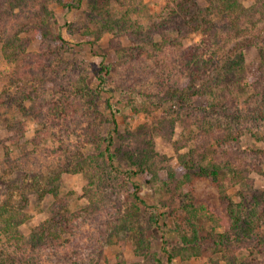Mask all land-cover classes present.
<instances>
[{"label": "rangeland", "instance_id": "rangeland-1", "mask_svg": "<svg viewBox=\"0 0 264 264\" xmlns=\"http://www.w3.org/2000/svg\"><path fill=\"white\" fill-rule=\"evenodd\" d=\"M222 3L81 0L67 8L60 0H0V203L24 214V236L44 221L54 228L52 188L64 207L56 215L65 243L26 247L24 264H225L228 252L255 256L251 244L264 242V63L256 47L240 42L248 32L239 33ZM239 54L244 75L253 74L242 88L233 86ZM101 65L105 84L96 92ZM192 80L201 82L188 87ZM174 88L184 98L166 101ZM226 96L233 101L220 109ZM107 101L117 124L112 162L104 153ZM180 105L194 116L206 109L205 126L219 131L196 139L199 121ZM205 145L214 153L207 147L200 163L220 162L217 178L182 168L186 154L207 153ZM231 164L244 166L247 181H231ZM185 173L190 197L182 201L171 185ZM135 196L160 207V229L156 212ZM228 198L252 222L246 238L229 225ZM162 246L174 253L170 260Z\"/></svg>", "mask_w": 264, "mask_h": 264}, {"label": "trees", "instance_id": "trees-1", "mask_svg": "<svg viewBox=\"0 0 264 264\" xmlns=\"http://www.w3.org/2000/svg\"><path fill=\"white\" fill-rule=\"evenodd\" d=\"M223 1L224 3V8L227 11L228 15L226 16L228 19L231 20V13L235 14V18L238 22H240V28H239V33H244V32H248V34L246 35H241L240 37L241 39V43H245L244 46H251V47H256L259 53V57L261 62L264 63V0H254L252 4H250L248 7H244L242 6V4L237 3L236 0L233 1H225V0H220ZM63 3V6L70 8V7H74V8H78L80 5L81 0H77V2L74 4L67 2L65 0H60V3ZM222 3V4H223ZM237 12V13H236ZM250 28L247 29V28ZM245 29L249 30V31H245ZM60 42H65L60 36L58 39ZM231 54V53H229ZM229 54H226V56H228ZM239 64L236 68V76L233 80V86L237 87V88H242L244 86V84H242V79H244V77H246L244 75V66L242 64V54H239ZM36 63H38L39 61L35 60ZM264 66V64L262 65ZM41 67V66H40ZM206 67V66H204ZM43 68V67H42ZM209 70V69H208ZM197 71V68L196 70ZM227 71V70H225ZM259 72V71H258ZM107 73V67L101 65L99 70L97 71L96 74V80H97V87L95 89L96 92H99L101 89L104 88V84H105V79L104 76ZM45 74H43L44 76ZM253 74H249L248 77H246V79H252ZM221 77V76H220ZM199 84L201 82V80L198 81ZM198 82L196 81H190L188 83V87L190 86H195L196 84H198ZM217 84L216 82H214V85ZM169 87H171L169 85ZM95 92V93H96ZM181 92H179V90L177 88H174L172 90L167 89V96L165 98L166 101H168L169 99L173 102L176 103L178 102V99H183L184 96L182 94H179ZM174 94H177V97L175 98V96H173ZM228 94V92H227ZM180 95V96H179ZM190 94H187L186 96H188ZM179 96V97H178ZM227 97V100H223L224 98ZM222 99V102H232L233 99H229L230 96H226ZM223 102L222 103V108L220 109H225L228 108V106H226L227 103ZM106 106L110 112L111 115V127L109 129V131L107 132V135L104 137V141H105V148H104V153H105V159L109 162L113 161V152L110 150V147L113 144V133L115 134L117 132V124L115 121V110L113 108V105L109 103V101L106 102ZM183 105H180L178 107V109L181 110V112H184L188 117H190V122H197L199 121V125H197L199 127V130L195 133H193L192 136H194L196 139H200V140H204V137L206 135V132L210 130H212V132H217L219 130H217L215 127L211 128V127H207L205 126L206 123V118L207 117V113H206V109L205 112H203V114L201 116H194L192 115V113L188 114L187 110L185 108H182ZM206 107V106H205ZM212 114L218 112V109L212 108L211 110ZM230 113H228L229 115ZM194 116V117H193ZM177 118L179 117V115L176 116ZM186 117V118H188ZM185 118V119H186ZM216 121V120H214ZM186 122V121H184ZM183 122V123H184ZM204 125H200L201 123ZM188 124V123H187ZM186 124V125H187ZM228 128V127H227ZM225 131V128H223ZM228 134V132H227ZM226 134V135H227ZM226 135H223V138H227ZM208 139H213L214 137H212L211 135L207 136ZM199 140L198 142H195L196 147L201 146L204 142H200L199 144ZM198 144V146H197ZM209 147L211 149V145H205V149H207V153L206 152H198L201 153V157L198 159L197 157L200 156L198 154H196V158H193L192 156H189L188 153L186 154L187 158H185V161H182V165L184 168V172H190L192 169H196L197 173H199L200 175H206V176H210L212 178H217L219 171L222 169V164L219 163H215L213 165L212 168H206L203 164H201L200 162L202 160H204V158H206V155L209 154V151L214 153V150L211 149L209 150ZM209 150V151H208ZM191 151H195V146L193 145V147L191 148ZM190 151V152H191ZM206 151V150H205ZM196 152V151H195ZM233 154L229 155V152L227 153H223V159H224V163H226V165H228L230 162V159L232 158ZM216 158V157H214ZM213 160V158H208ZM225 165V164H224ZM141 170L143 171H148V170H152L149 166H144L141 168ZM229 171H230V179L232 182H236V183H241L242 181H247V177L244 173V166H241V164H238L237 166H235L234 164L229 166ZM189 180H190V175L185 173L183 176H181V178L175 180V182L173 183V185H171V189L174 193H176L175 195L177 196V198L179 200L184 201V199H189L190 195H189ZM132 186L134 187L135 191L140 189V186L136 183H131ZM51 191L53 192V195L55 197V205L53 207L54 215H52L51 217V221L53 224V229L49 226L46 225V222H42L39 225L35 226L34 228L31 229L30 233L27 236H24L20 230H19V225H20V220H18V218H20L19 216H24V214H21L20 212L18 213V211H15L14 209L10 208L9 205L7 204L6 201H2L0 203V264H24L25 263V258L23 260V256L26 254V247H33V248H42V247H47V246H53L56 244H64L65 242L63 241L64 238H62L60 240L59 236L61 237L60 231L63 227V224L59 218L57 217V213L56 210H64L63 205H61L62 201L61 198L58 196L56 188H52ZM136 191V192H137ZM135 199L140 202V204L149 207V209H151L153 212H156V214L154 213V223L155 225L159 228V224H158V219L163 215V213L160 210V207L158 205H146L145 202L143 200H140L138 196H135ZM239 205V204H238ZM236 203H233L229 198L227 200V204H226V210H227V214H228V219H229V225L232 228V230H234L235 232V236L236 238L238 237H245L248 235V233H252L253 232V226H252V222L251 220L248 222V224H246L247 221L243 220V213H240L239 210V206ZM74 215V213H69V218ZM248 216V215H247ZM22 219V218H20ZM71 219V218H70ZM63 222L65 221V219L62 220ZM56 226V227H55ZM57 228V229H56ZM160 229V228H159ZM162 234V238L164 232H161ZM227 235H221V239L218 240V244H223L225 242V239ZM225 237V238H224ZM245 238H241V239H245ZM164 242V240H163ZM254 245L253 248L255 249L254 251V255L257 256V253H259L263 258H264V242L262 240H260L259 238H257L253 244ZM11 247V251L15 252L16 250H18L19 254H21V257H18L16 260L14 258V256L10 253V251H7L9 248ZM161 249L166 253L168 260H170L173 256L174 253L167 250V248L165 246H162ZM179 252V251H178ZM23 255V256H22ZM255 256H253L252 254V259H248V257H240V256H236L235 253L232 252H228L227 253V257L225 260V264H264L263 260H256ZM17 261V262H16Z\"/></svg>", "mask_w": 264, "mask_h": 264}]
</instances>
